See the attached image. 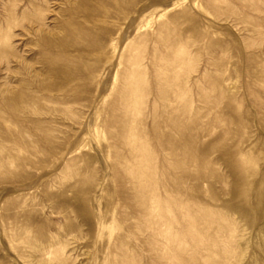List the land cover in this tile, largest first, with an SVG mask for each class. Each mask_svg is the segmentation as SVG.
<instances>
[{"label": "rangeland", "instance_id": "374dc122", "mask_svg": "<svg viewBox=\"0 0 264 264\" xmlns=\"http://www.w3.org/2000/svg\"><path fill=\"white\" fill-rule=\"evenodd\" d=\"M0 264H264V0H0Z\"/></svg>", "mask_w": 264, "mask_h": 264}, {"label": "bare ground", "instance_id": "6f19581e", "mask_svg": "<svg viewBox=\"0 0 264 264\" xmlns=\"http://www.w3.org/2000/svg\"><path fill=\"white\" fill-rule=\"evenodd\" d=\"M253 1V0H252ZM253 8H255V9H259L260 7H256L255 5L253 6ZM243 9H245V6L243 7ZM249 11H250V9H249ZM247 12V11H246ZM262 12V11H261ZM245 13V12H244ZM254 18V17H253ZM256 18V17H255ZM257 20V19H256ZM253 21V20H252ZM248 22V21H247ZM246 23V22H245ZM260 25V24H259ZM254 26H256V22H255V25ZM253 26V27H254ZM260 27V26H259ZM259 27H257V28H259ZM255 28V27H254ZM253 29V28H252ZM255 33V32H254ZM123 41V40H122ZM125 54V53H124ZM124 57V56H123ZM128 57V56H127ZM130 64V63H129ZM127 65V64H126ZM128 68V67H127ZM133 73V72H132ZM134 76V75H133ZM138 77V76H137ZM144 153V152H143ZM134 175V174H133ZM144 185V184H143ZM146 196V195H145ZM148 197V196H147ZM155 215V214H154ZM151 216V215H150ZM152 218H153V215L151 216ZM154 219V218H153ZM153 228H154V226H153ZM158 228V227H157ZM152 230V229H151ZM154 230V229H153ZM158 231V230H157ZM157 233V232H156ZM159 234H160V231H159ZM158 235V234H157ZM161 235V234H160Z\"/></svg>", "mask_w": 264, "mask_h": 264}]
</instances>
